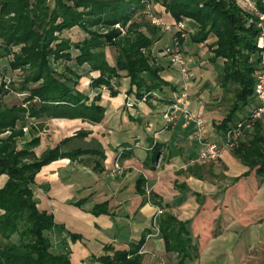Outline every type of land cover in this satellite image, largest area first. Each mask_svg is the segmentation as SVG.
Masks as SVG:
<instances>
[{
	"label": "crops",
	"instance_id": "obj_1",
	"mask_svg": "<svg viewBox=\"0 0 264 264\" xmlns=\"http://www.w3.org/2000/svg\"><path fill=\"white\" fill-rule=\"evenodd\" d=\"M162 40L153 49L165 65L161 73L172 87L155 92L156 98L149 101L131 91L136 102L128 106L129 77L123 76L115 84L120 91L113 95L105 85L90 86L92 77L99 75V71H91L78 87L91 98L100 93L98 103L105 107L104 118L100 122L49 118L35 133L40 137L33 146L38 155L80 129L89 133L74 136L63 149L97 148L104 154L60 157L37 173L38 206L52 212L56 223L50 231L52 249H68L72 264H105L93 257L115 250L137 252L140 264H264V179L232 148L225 149L216 162L195 161L194 122L185 125L182 116L173 124L166 122L163 113L180 89V73L160 51ZM203 46L191 41L188 34L181 46L193 74L189 106L204 119L205 136L222 141L223 133L215 127L229 111L218 82L223 60L210 61L207 46ZM107 52L114 63V55ZM203 61L205 65H201ZM31 137L28 132V139ZM156 143L160 148L155 153ZM217 175L230 180H218ZM7 179V174L0 175V187ZM158 209L162 211L157 213ZM166 213L183 224L184 229L177 232L187 238L188 253L182 251L183 246L167 248L158 223Z\"/></svg>",
	"mask_w": 264,
	"mask_h": 264
},
{
	"label": "trees",
	"instance_id": "obj_2",
	"mask_svg": "<svg viewBox=\"0 0 264 264\" xmlns=\"http://www.w3.org/2000/svg\"><path fill=\"white\" fill-rule=\"evenodd\" d=\"M252 1L264 11V0ZM157 4L165 8L173 22H185L190 40L207 46L210 61L223 60L218 82L224 94L231 93V105L215 128L224 133L253 104L259 70L260 29L249 22L256 14L239 0H0V59L12 56L2 71H22L18 80L7 87L0 85V175H8L0 187V264H72L68 249H52L50 231L56 223L52 212L38 206L36 175L43 165L60 157L76 158L85 152L104 154L97 148L63 149L74 136L89 133L80 129L38 155L33 146L40 137L35 133L49 118L90 122L104 118L105 107L98 103L100 93L91 98L78 87L83 76L79 67L99 71L90 86L96 89L105 85L111 94L120 91L115 84L123 76L130 78L127 92L134 91L138 98L145 96L148 101L156 98L155 92L172 87L173 83L162 75L165 65L153 49L166 29L147 16L150 12L160 15ZM74 28L85 34L76 39L65 34ZM174 35L183 44L181 31ZM108 47L116 48L114 63L109 60ZM164 50L160 49L165 55ZM10 91L26 95L20 103L8 104L5 96ZM33 118L40 121L30 123ZM28 132L32 133L30 139ZM245 133L232 149L262 180V121H256ZM159 148L156 143L155 153ZM158 223L167 248L183 246L182 251L188 253L187 238L177 232L184 229L183 224L169 213L161 215ZM93 259L105 264H140L141 256L131 250H115Z\"/></svg>",
	"mask_w": 264,
	"mask_h": 264
},
{
	"label": "built area",
	"instance_id": "obj_3",
	"mask_svg": "<svg viewBox=\"0 0 264 264\" xmlns=\"http://www.w3.org/2000/svg\"><path fill=\"white\" fill-rule=\"evenodd\" d=\"M248 6L253 9L256 14L255 18L249 19V22H254L260 29L257 40L259 70L256 74L254 85V102L248 108L244 117L237 119L228 126L223 133L222 141L211 140L205 136L204 119L200 114L195 113L189 106L190 81L193 74L182 53V44L180 43L179 36L174 35L173 46L168 45L164 50L165 54L169 57L170 64L180 73V89L164 110L163 117L168 124L175 123L181 116L184 119L185 125L194 122L195 135L198 141V156L195 161L201 163L218 161L225 149H231L240 143L245 135L246 129L251 128L256 121L261 120L264 128V11L258 10L255 2L252 0H250ZM153 20L158 24H162L164 28L173 30V32L175 31V33L181 31V35L184 37L188 34L185 30L186 25L183 20L173 23H167L160 17H154ZM116 25L119 26L118 23ZM140 100H145V96ZM135 102L136 101L132 99L128 104L133 106ZM147 194L150 195L149 189H147ZM161 211V209H158L157 213Z\"/></svg>",
	"mask_w": 264,
	"mask_h": 264
},
{
	"label": "rangeland",
	"instance_id": "obj_4",
	"mask_svg": "<svg viewBox=\"0 0 264 264\" xmlns=\"http://www.w3.org/2000/svg\"><path fill=\"white\" fill-rule=\"evenodd\" d=\"M239 1L244 6H248L249 5V2H250V0H239ZM155 7H156V10L159 12L160 15L154 14L153 12L148 13L147 16L151 19V21L154 22V23H156V24H158L157 22H155L153 20V18L154 17H160L163 21H165L167 23L170 22L167 19L168 18V14L167 13L165 14L163 12L165 10V8L161 4H157ZM159 25H162V24H159ZM163 29H166V28L163 27ZM174 33H175V31L173 32V30H168V29L164 30L163 36L161 37V39H164V40H162V42L160 44L161 47H164L165 48L168 45L173 46V44H174V41H173L174 40ZM65 34H70V35H72V37L74 39H76V38L82 37L85 33L82 30H77V28H74L71 31V33L65 32ZM154 46H155V44H154ZM203 47H206V46H203ZM155 48H156V50L159 49L158 48V45ZM107 50L109 51V56L115 55V53H116V48L115 47H108ZM165 56H167V58H169L167 54H165ZM11 57L12 56H9L7 58L0 59V85H5L6 87L12 81L18 80L20 78V75H21V72H22L20 69H11L10 68L9 72L3 73L2 69L5 66H9V59H11ZM203 64L205 65L206 64V61H203V63H201V65H203ZM79 70L83 73V76L80 79V83H83L84 84V81L81 82L82 81V78L85 77V79H87L88 77H90L92 75L91 74V71H89V69H88L87 66L79 67ZM83 84H82V86H83ZM110 93H111V91H110ZM25 95H26L25 92L23 93V92L10 91L5 96V101L8 104L20 103ZM113 95H116V94H113ZM132 99H133L132 96L127 92V94H126V104L128 106H131V105L128 104V102L131 101ZM224 99H225V102H224L223 105L226 108L225 110H229L230 109V105H231V100H230L231 99V93L226 94V96H225ZM133 100H135V99H133ZM32 120L35 121V122L40 121V120H35L34 118ZM217 177H218V180H222V181H229L230 180V178H228V177L227 178H224V177H221L220 175L219 176L217 175Z\"/></svg>",
	"mask_w": 264,
	"mask_h": 264
}]
</instances>
